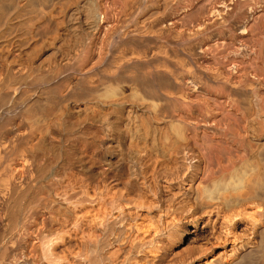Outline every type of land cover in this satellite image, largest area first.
Returning a JSON list of instances; mask_svg holds the SVG:
<instances>
[{"label": "bare ground", "instance_id": "bare-ground-1", "mask_svg": "<svg viewBox=\"0 0 264 264\" xmlns=\"http://www.w3.org/2000/svg\"><path fill=\"white\" fill-rule=\"evenodd\" d=\"M147 1L0 0V264H264V0Z\"/></svg>", "mask_w": 264, "mask_h": 264}, {"label": "rangeland", "instance_id": "rangeland-1", "mask_svg": "<svg viewBox=\"0 0 264 264\" xmlns=\"http://www.w3.org/2000/svg\"><path fill=\"white\" fill-rule=\"evenodd\" d=\"M3 2H18V0H2ZM50 2V0H46V2ZM54 1V0H51ZM147 1V0H146ZM204 1V2H203ZM207 1V3L211 2V0H195L194 4L192 6V8L189 10L190 12H188V15L190 14H198L199 11L201 10L202 7L206 6L207 3L205 2ZM165 2V3H164ZM200 2V3H199ZM203 2V3H202ZM174 2H172V0H149L147 1L145 8L143 7V10L139 13V15L136 17L137 20L139 19L140 21L143 19H148L149 17H152L153 15H159V13H163L164 10L166 9L167 6H169L170 4H172ZM199 3V4H198ZM202 4V5H201ZM198 5V6H197ZM196 6V7H195ZM151 11V12H150ZM155 11V12H154ZM158 13H157V12ZM198 11V12H197ZM141 15V16H140ZM149 15V16H148ZM152 15V16H151ZM139 17V18H138ZM148 17V18H147ZM142 18V19H141ZM228 58V57H227ZM222 59H224V56H222ZM184 246V247H183ZM186 249V244L183 243L180 246L178 245L175 248V251H177V253H182L184 250ZM180 251V252H179ZM246 261L242 262L241 264H249V263H245Z\"/></svg>", "mask_w": 264, "mask_h": 264}]
</instances>
